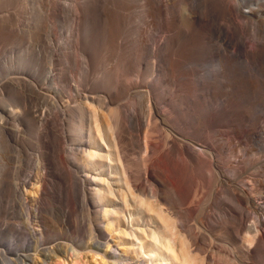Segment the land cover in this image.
Returning a JSON list of instances; mask_svg holds the SVG:
<instances>
[{
  "label": "rangeland",
  "instance_id": "1",
  "mask_svg": "<svg viewBox=\"0 0 264 264\" xmlns=\"http://www.w3.org/2000/svg\"><path fill=\"white\" fill-rule=\"evenodd\" d=\"M147 4L152 10L147 11ZM249 7L254 8L252 14L244 11ZM139 36L144 38L140 48ZM15 75L53 94L50 75H62L64 94L73 105L80 98L70 84L78 81L92 94H105L114 89L115 79L122 78L116 102L136 105L139 112L146 91L154 90L160 96L179 88L190 95L211 93L224 110L233 111L238 132L231 141L224 134L219 138L224 189L244 184L253 198L252 207H264V189L256 181H264V2L0 0V81ZM137 76L139 84L134 83ZM15 88L8 85L0 94V110L11 104L19 113L6 124L13 141L4 151L0 148L4 164L0 169V248L8 257H0V264H142L139 254L115 249L118 239L110 235L105 223L99 226L96 214L81 203L74 179L68 183L61 174H53L56 180L48 177L51 182L42 201L29 204L22 200L20 189L42 170L38 150H46L52 163H57L59 155L54 152V137L36 118L45 104L31 100L30 82L25 88ZM7 92L14 97L10 99ZM55 131L65 136L61 143L66 148L64 163L76 170L75 158L82 156L83 140L73 134L69 115L59 118ZM131 132L138 133L135 127ZM143 137L142 133L136 140L143 142ZM137 149L135 158L146 155ZM231 160L238 161L240 173L234 171L237 163ZM54 167L52 171L58 173ZM36 184L28 185L29 189L38 188ZM255 216L250 214L248 222ZM247 230L243 228L237 237ZM99 241L102 245L96 249ZM234 242L223 226L218 227L212 250L221 264L243 258L246 247H234ZM220 248L226 252L219 253Z\"/></svg>",
  "mask_w": 264,
  "mask_h": 264
},
{
  "label": "bare ground",
  "instance_id": "2",
  "mask_svg": "<svg viewBox=\"0 0 264 264\" xmlns=\"http://www.w3.org/2000/svg\"><path fill=\"white\" fill-rule=\"evenodd\" d=\"M150 10L152 5L147 4V11ZM244 11L252 14L254 8ZM143 42V36H139L137 47ZM50 76L51 88L56 90L54 94L49 89L46 93L37 89L35 82L24 76H6V80L0 81V94L3 90L6 92L8 85L25 88L30 82L31 100L45 104V109L38 112L37 121L54 137L57 146L54 152L59 155L57 163H52L46 150H38L36 158L42 170L39 172L41 167L39 170L37 167L38 175L24 180L20 189L24 202L44 196L51 182L48 177L56 180L53 174H61L68 183L74 179L79 184L77 196L96 214L98 225L105 223L110 235L118 239L115 249L123 254H139L142 264H221L212 250L220 226L229 232L235 241L234 247H246L243 258L231 264H264V207L260 206L259 210L252 207L253 198L246 193L244 184L227 185L224 189L219 138L224 134L231 141L238 134L232 110H224L209 92L190 95L179 88L162 96L154 90L144 92V108L139 112L136 105L116 102L122 78L115 79L114 89L105 94H92L82 89L78 81L70 84L80 98L73 105L71 97L64 94L63 76ZM135 78L134 83L139 84V76ZM11 93L7 92L10 99L14 97ZM12 106L9 104L0 110V148L3 151L13 141L6 124L19 116ZM64 115L70 116L75 137L83 140L82 156L75 158L76 170L67 168L64 163L65 136L55 131L59 118ZM224 126L229 127L226 132L221 130ZM132 127L137 134L131 132ZM142 133L143 142L137 141ZM136 148L144 150L146 155L135 158ZM228 148L233 153V147ZM231 161L237 163L233 168L240 173L238 161ZM1 163L0 169L4 166ZM53 166L60 173L52 171ZM256 181L257 186L264 189V181ZM34 183L38 188L30 190L28 185ZM250 190L254 192L255 187ZM253 213L256 216L249 223ZM245 227H248L247 233L237 237ZM101 245L99 241L94 247L99 249ZM220 249L219 253L226 252ZM4 250L0 248V257L8 259ZM114 255L117 257L116 251ZM34 264H45V261Z\"/></svg>",
  "mask_w": 264,
  "mask_h": 264
}]
</instances>
